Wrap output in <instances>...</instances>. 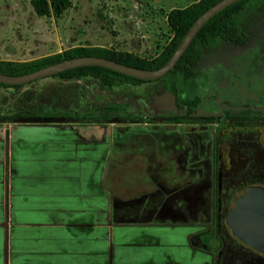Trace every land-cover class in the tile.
Returning <instances> with one entry per match:
<instances>
[{
  "label": "flooded vegetation",
  "instance_id": "af4514ba",
  "mask_svg": "<svg viewBox=\"0 0 264 264\" xmlns=\"http://www.w3.org/2000/svg\"><path fill=\"white\" fill-rule=\"evenodd\" d=\"M244 38L232 45H244ZM196 96L200 103L190 114L173 101L180 115L89 143L100 173L93 183V245L110 235L113 246L111 262L92 264H264V87L239 92L237 102L221 101L215 115L199 111ZM127 109L135 119L118 115L102 123L139 125L141 117ZM122 169H151V175L142 180L140 173L136 185L122 186ZM245 195L249 213L235 218Z\"/></svg>",
  "mask_w": 264,
  "mask_h": 264
},
{
  "label": "rangeland",
  "instance_id": "374dc122",
  "mask_svg": "<svg viewBox=\"0 0 264 264\" xmlns=\"http://www.w3.org/2000/svg\"><path fill=\"white\" fill-rule=\"evenodd\" d=\"M70 1L71 6L59 17L52 14L38 17L30 0H0V60L24 63L72 47L96 45L152 59L172 37L166 14L197 0ZM240 25L246 37L244 45L212 44L204 49L202 58L192 67L197 76L190 82L188 90L200 95L202 105L199 111L215 115L221 101L237 102L239 92L264 87V0L247 9ZM168 93L159 80L135 86L120 83L100 88L98 81L91 77L62 79L52 76L17 89L0 88V118L6 122L8 120L4 118L37 113V108H41L44 111L40 117L52 114L68 119L58 124L67 137L78 134L102 142L106 134L110 139L112 135L117 139L124 132L130 134L142 125L149 126L156 122V117L180 115L175 109L173 95ZM128 107L141 117L139 125L102 123L105 120L102 117L110 110L114 111L109 114L110 118L116 115L126 117ZM28 130L34 139L41 140L48 155L63 158L58 168L67 171L79 166L76 159H71V153L66 155L56 147V129L35 124ZM177 132L182 133L181 129ZM67 160L70 162L66 165ZM33 188L30 185L25 187L29 199L37 195ZM60 198L61 201L65 199ZM67 199L70 203L71 195Z\"/></svg>",
  "mask_w": 264,
  "mask_h": 264
},
{
  "label": "crops",
  "instance_id": "0c3cea01",
  "mask_svg": "<svg viewBox=\"0 0 264 264\" xmlns=\"http://www.w3.org/2000/svg\"><path fill=\"white\" fill-rule=\"evenodd\" d=\"M36 125L56 129V147L66 155L71 153V159H76L79 166L67 171L58 168L63 158L48 155L41 140L27 133L35 124L18 120L0 122V264L111 262L110 235L106 244L93 245L96 241L93 183L98 181L96 175L100 174L99 169H93L91 157L94 154L89 148L93 139L85 136L86 139L81 137L79 140L75 134L69 138L67 133L60 131L57 123ZM140 128L148 127L142 125ZM133 150L130 153H134ZM122 170V186L136 185L140 173L142 180L147 179L144 175H151V169H144L145 172L143 169ZM28 185L34 186L33 192L38 196L29 199L25 193ZM159 192L158 199L164 195L163 191ZM70 195L71 202L68 203L67 196ZM60 197L65 199L61 201Z\"/></svg>",
  "mask_w": 264,
  "mask_h": 264
},
{
  "label": "trees",
  "instance_id": "16d2710c",
  "mask_svg": "<svg viewBox=\"0 0 264 264\" xmlns=\"http://www.w3.org/2000/svg\"><path fill=\"white\" fill-rule=\"evenodd\" d=\"M219 1L221 0H198L184 8L171 9L166 14V23L172 32V37L161 52L152 59L141 58L131 52L117 51L105 47L76 46L66 49L61 53L45 56L30 62L14 63L0 60V73L8 76L25 75L38 69L77 57H99L133 68L157 70L162 68L169 61L193 23L207 9ZM258 1L261 0H240L215 14L198 31L189 47L174 66V69L161 79H158L165 89L173 95L177 109L185 110L189 114L195 110L196 106L200 103V99L188 90L190 82L197 76V73L193 71L192 67L202 58L204 49L212 44L218 42L231 43L234 45L243 44L245 38L240 25L242 15ZM30 5L38 17L50 16L51 14L59 17L71 6V1L30 0ZM55 76H59L62 79L91 77L98 81L100 88L112 87L120 83L135 86L151 82L97 66L79 67L61 72ZM21 87L22 86H7L0 84V88L17 89ZM114 106L117 107L118 105ZM37 111V113L18 114L15 117H7L4 119L13 121L17 117L42 116V111L44 110L37 108ZM113 112V110H110V113ZM110 113L106 112L102 118L105 119L110 117ZM44 116L55 117L52 114H45ZM127 116L124 118L135 119L131 114ZM183 120L184 118L182 117L173 118L175 123L183 122Z\"/></svg>",
  "mask_w": 264,
  "mask_h": 264
},
{
  "label": "water",
  "instance_id": "95a60500",
  "mask_svg": "<svg viewBox=\"0 0 264 264\" xmlns=\"http://www.w3.org/2000/svg\"><path fill=\"white\" fill-rule=\"evenodd\" d=\"M240 0H221L217 2L215 5L211 6L207 9L191 26L185 37L182 39L181 43L169 59V61L160 69L157 70H145L129 67L126 65L119 64L117 62L107 60L99 57H77L69 60H64L62 62L38 69L34 72L20 75V76H8L0 73V84L7 86H23L47 77L55 76L61 72L68 71L71 69L79 68V67H88V66H97L104 67L116 71L118 73L141 79L146 81H154L161 79L168 72L174 69V66L180 59V57L184 54L186 49L189 47L191 41L194 39L198 31L201 27L215 14L220 12L221 10L229 7L230 5L236 3ZM21 123L26 124H46V123H56L58 120L50 117H24L18 120ZM249 195L243 196L239 200V208L237 211L233 213L235 218L247 217L249 211ZM242 238L248 237L241 236Z\"/></svg>",
  "mask_w": 264,
  "mask_h": 264
}]
</instances>
